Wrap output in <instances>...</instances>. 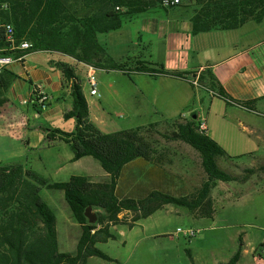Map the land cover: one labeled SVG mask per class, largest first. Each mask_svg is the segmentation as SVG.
I'll use <instances>...</instances> for the list:
<instances>
[{"label": "trees", "instance_id": "obj_1", "mask_svg": "<svg viewBox=\"0 0 264 264\" xmlns=\"http://www.w3.org/2000/svg\"><path fill=\"white\" fill-rule=\"evenodd\" d=\"M5 1L10 5L5 18L20 39L29 41L28 53L39 50L56 52L96 69L109 70H126L127 62L115 61L98 40V34L117 30L129 16L162 3V0H83L80 7L72 8L65 0ZM201 5L192 17L193 34L234 29L248 20L260 21L264 16V0ZM116 7H125L126 10L120 12ZM60 66L65 82L71 81L72 103L64 117H75L80 129L90 134L77 135L69 143L73 152L71 161L91 156L98 160L107 176L96 181L87 175L72 174L67 180L48 182L35 172L28 176L21 163H0V264H86L91 256L114 261L115 258L99 249L97 244L115 239L116 226L132 228L166 204L185 207L199 218H210L214 214L211 191L217 181L243 183L252 174L264 171L263 165L242 167L239 173L221 166L222 161L233 157L205 131H200L197 120L190 117L164 121L169 125L164 131L159 128L160 122L113 132L100 131L90 120L89 106L75 68L63 62ZM134 70L151 76L186 74L142 60L134 62ZM205 73L207 83H203L201 76L200 87L228 102L250 108L248 102L233 101L214 75L208 70ZM155 135L165 141H179L191 146L198 153L204 176L184 195L151 189L141 197H119L116 186L127 163L141 158L162 167L164 153L158 150ZM36 183L63 192L80 226L75 253L59 249L56 214L40 197ZM88 208L96 215L94 222H89L85 215ZM261 245L264 246V242ZM188 255L190 264H194L189 252ZM240 256L239 245L230 258L220 264H236Z\"/></svg>", "mask_w": 264, "mask_h": 264}, {"label": "crops", "instance_id": "obj_2", "mask_svg": "<svg viewBox=\"0 0 264 264\" xmlns=\"http://www.w3.org/2000/svg\"><path fill=\"white\" fill-rule=\"evenodd\" d=\"M179 2L170 6L161 3L153 4L147 10L129 16L121 28L102 33L101 36L98 34V40L115 61L121 62L125 58L128 59L126 70L101 69L106 71L107 79L104 81L102 76L96 78L99 95L88 93L86 64L60 53L39 50V53L46 55H39V65H37L30 59V55L34 52H30L24 56L22 61L14 62L4 69L0 73V110L12 105L9 90L17 79L30 83L29 96L35 91L44 92L48 97V105L45 110H41L39 106L31 104L35 110V118L39 119L36 123L24 114L18 116L13 113L3 119L4 122L0 127V163H4L3 161L9 155H13L15 150L32 146L30 138L32 132L35 131L42 132L41 135L46 143L63 141L69 147V143L77 135H90L80 129L75 117H64V113L71 108L72 97L70 94L71 81L65 82L61 62L72 65L78 77L79 68L83 66L86 69L85 81L80 80L82 91L89 106L90 120L102 132L120 130L117 119L121 118L120 115L110 114L103 101L107 93L117 92L113 86L120 78H123L122 83H126V88L131 92L124 103L130 116H145L148 112H154L158 120L153 122H161L187 118L191 112L195 111L198 125L202 122L205 124L203 131L224 150H228L229 144L220 131V125L217 126L215 132L214 128H208L204 118L206 116L199 110H190L186 114L183 112V109L188 107L196 97L193 87L195 85H192L193 77L199 75V79L203 76V83H207L206 70L214 75L233 101L250 103V108H247L218 97L236 111L234 119L238 126L249 132H264V16L260 21L248 20L234 29L193 34L192 17L200 7L191 6L188 0ZM132 22L138 33L135 38L138 42L135 43V47L131 48L133 45L131 43L130 46L127 41L129 38L125 36V31L122 33V28ZM115 31L119 32V35H115L116 33H113ZM111 34L114 35L111 36ZM131 52H137V54L131 56ZM136 60L158 63L166 70L181 71L186 74L184 76H151L134 70ZM199 89L206 90L204 87ZM206 91L214 96L211 91ZM146 102H149L148 105ZM66 119L73 122V132L64 130L65 128L57 124L58 120ZM243 121H247L254 128L247 129L242 125ZM40 146L44 147L43 144ZM72 155L68 156L69 161ZM91 158L93 157L83 156L75 161L92 163ZM130 164L133 166L137 164L145 169L148 183L141 184L140 181H131L132 177L124 183L121 182L120 186L124 188L120 189L118 185L116 186V193L120 189L121 197H141L151 189H158L173 195H184L190 191L186 189L181 178L163 171L158 165L138 158L127 163L122 170L124 171L125 167ZM104 176L106 177L107 174L105 173ZM121 177L123 179V172ZM173 185L180 188V192L177 190L178 194L163 189L166 186L171 188ZM127 188L132 190V194L127 191ZM187 211L191 216L196 217L188 209ZM261 250L262 245L254 250L252 259H247L248 250L241 248V256L236 264H264L262 259L264 255ZM255 256L261 259H254ZM228 259L218 261L216 264L226 262Z\"/></svg>", "mask_w": 264, "mask_h": 264}, {"label": "rangeland", "instance_id": "obj_3", "mask_svg": "<svg viewBox=\"0 0 264 264\" xmlns=\"http://www.w3.org/2000/svg\"><path fill=\"white\" fill-rule=\"evenodd\" d=\"M65 1L72 8H78L84 3L83 0ZM144 1L147 2L148 0ZM199 1L201 2L199 3ZM222 1L231 2L232 0H188L193 7H201V4L212 6ZM117 10L123 12L126 8L119 7ZM134 25L132 22L122 28V33L125 31V36L129 38L127 41L130 46L131 43L133 45L131 48L135 47V43L138 42V39H135L138 33ZM113 33L119 35L117 31ZM99 35L101 36V34ZM134 54L137 52L130 53L131 56ZM39 55L46 54L37 51L30 55V59L37 65H39ZM127 60L125 58L126 62ZM85 70L83 66L79 68L81 81H85ZM105 73V70L97 69L96 78L102 76L105 81L107 79ZM122 81L123 78H120L113 86L117 92L107 93L103 101L110 114L117 113L120 115L121 118H117L118 124H120L119 128L126 129L157 121L158 117L153 114L154 112H148L145 116L138 117H132L128 114L124 103H126L125 100L129 98L131 92L126 88V83L123 84ZM193 87L196 91V97L189 103L188 107L183 109V112L186 114L190 110H199L206 116L204 118L208 128H214L215 132L217 126L220 125V131L229 144L228 150L225 151L233 157L232 160L222 161L221 166L234 173L241 172L242 167L264 166V132L243 130L234 119L236 111L224 100L212 96L206 90L199 89L202 88L200 86ZM30 88V83H24L19 79L12 83L9 90L10 102L12 103L10 107L12 108L10 110V107H6L0 110V127L4 122L3 119L8 115H13V113L18 116L24 114L35 123L39 121L38 118H35V110L31 102H22L23 99H30L28 95ZM146 103L148 105L149 102ZM149 107L151 106L149 105ZM243 122L242 125L247 129L254 128L247 121ZM57 124L63 129L65 128L64 130L73 132V122H70L69 119L58 120ZM159 128L164 131L169 128V125L161 121ZM41 133L39 131L32 132L30 138L32 146L15 150L14 154L9 155L3 162L21 163L27 170L28 176L31 172H35L48 182L67 180L72 174L87 175L96 181L106 178L104 176L106 172L98 160L91 158L92 163L81 160L69 161L68 156L73 154L71 148L63 141L46 143ZM155 136L158 141V150L164 153L161 169L181 178L186 189L191 190L196 187L204 176L198 153L186 143L165 141L160 136ZM41 144L44 147H41ZM122 172L123 179L121 177ZM262 172L252 174L243 183L217 181L216 186L211 191L214 199V214L210 218L193 217L185 207L167 204L164 208L141 219L132 228L125 225L116 226L115 239L97 244L99 249L115 260L107 261L93 256L87 259L86 264H190L191 259L188 252L194 264H216L218 261L228 259L239 245L242 249L248 250L246 258L250 259L254 250L264 242V174ZM146 175L145 169L140 165L133 166L130 164L125 167L124 171H121L117 185L120 189L124 188V186H120L121 182L124 183L131 177V181H140L141 184L148 183ZM36 185L40 197L56 214L59 249L75 253L80 226L74 219L64 199L63 192L48 188L46 185L37 183ZM120 189L117 193L121 197ZM163 189L176 194L178 191L180 192V188H176L174 185L171 188L163 187ZM127 191L132 194V190L127 188ZM88 210L94 214L90 208ZM177 227L193 229L195 235L186 237L183 234H176ZM239 237L241 241L238 240ZM254 259L261 258L255 256ZM262 259L264 260V256Z\"/></svg>", "mask_w": 264, "mask_h": 264}, {"label": "built area", "instance_id": "obj_4", "mask_svg": "<svg viewBox=\"0 0 264 264\" xmlns=\"http://www.w3.org/2000/svg\"><path fill=\"white\" fill-rule=\"evenodd\" d=\"M180 0H162L163 5L170 6L176 5ZM10 8L8 1L0 0V73L6 69L10 64L22 61L24 56L28 53L27 49L30 47V43L27 40L20 39L14 29L13 25L8 22L5 18V14ZM119 9V7H116ZM88 72L86 74V83L88 85V93L90 95H99L97 89V79L95 75V67L86 64ZM199 75H195L192 79V83L195 86L199 85ZM47 95L42 91H35L29 100L23 99V103L31 102L32 105H37L41 110L47 108ZM199 130L203 131L205 129L204 122L199 124ZM176 234H183L186 237H191L195 235L193 229H181L177 227ZM261 253L264 255V246H262Z\"/></svg>", "mask_w": 264, "mask_h": 264}, {"label": "water", "instance_id": "obj_5", "mask_svg": "<svg viewBox=\"0 0 264 264\" xmlns=\"http://www.w3.org/2000/svg\"><path fill=\"white\" fill-rule=\"evenodd\" d=\"M190 118L196 119V112L193 111L189 114ZM85 215L88 217L89 222H94L96 220V215L91 213L88 209L85 211Z\"/></svg>", "mask_w": 264, "mask_h": 264}]
</instances>
